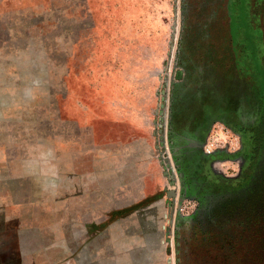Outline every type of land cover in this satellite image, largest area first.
<instances>
[{"label":"rangeland","instance_id":"rangeland-1","mask_svg":"<svg viewBox=\"0 0 264 264\" xmlns=\"http://www.w3.org/2000/svg\"><path fill=\"white\" fill-rule=\"evenodd\" d=\"M0 264H264V0H0Z\"/></svg>","mask_w":264,"mask_h":264}]
</instances>
